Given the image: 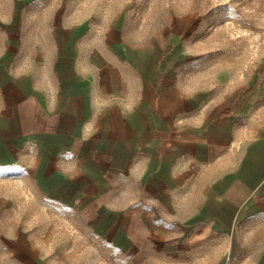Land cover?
Instances as JSON below:
<instances>
[{
    "label": "crops",
    "instance_id": "obj_1",
    "mask_svg": "<svg viewBox=\"0 0 264 264\" xmlns=\"http://www.w3.org/2000/svg\"><path fill=\"white\" fill-rule=\"evenodd\" d=\"M62 31L51 65L0 73V178L77 215L128 264H264L238 230L264 215L246 83L222 71L218 89L189 85L177 39Z\"/></svg>",
    "mask_w": 264,
    "mask_h": 264
},
{
    "label": "rangeland",
    "instance_id": "obj_2",
    "mask_svg": "<svg viewBox=\"0 0 264 264\" xmlns=\"http://www.w3.org/2000/svg\"><path fill=\"white\" fill-rule=\"evenodd\" d=\"M78 24L123 25L138 41L179 40L184 81L218 89V74L226 71L232 84L246 83L248 118L264 126V0H0L1 75L51 65L62 30ZM5 179L0 178V264L32 263L21 252L25 245L38 247L51 264L129 263L77 215L13 177ZM238 227L246 250L264 251V215Z\"/></svg>",
    "mask_w": 264,
    "mask_h": 264
}]
</instances>
